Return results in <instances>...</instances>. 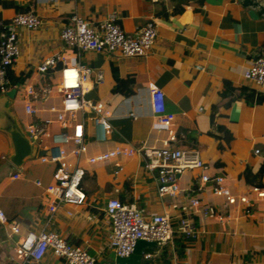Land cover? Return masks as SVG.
Here are the masks:
<instances>
[{
	"label": "crops",
	"instance_id": "1",
	"mask_svg": "<svg viewBox=\"0 0 264 264\" xmlns=\"http://www.w3.org/2000/svg\"><path fill=\"white\" fill-rule=\"evenodd\" d=\"M28 7L41 23L34 29L17 27L19 55L10 70L22 84L54 78L53 71L41 74L36 65L61 50L58 32L74 11L91 21L113 17L125 32L134 31L149 18L155 23L156 34L145 55L80 54V62L92 72L102 71V79L85 95L104 103L112 126L108 139L94 142L93 128L85 121L87 154L117 142L159 143L163 133L149 128L147 83L151 81L161 89L165 109L173 113L178 143L195 148L206 164L205 172L222 175L232 194L253 196L242 172L245 167L255 169L264 160V88L242 73L252 57L264 50V17L252 16L238 0H0V30L15 11ZM56 99L53 93L37 97L33 103L41 109L39 114H46V106ZM12 104L22 125L29 115L22 109L19 93H14ZM6 150L7 142L0 132V210L7 221L18 223L20 234L47 228L102 258L109 251L110 225L102 209L107 197L133 201L147 214L165 213L172 221L180 212L170 205V198L157 196L154 172L143 166L138 155L115 156L92 164L83 156L79 162L89 169L80 183L84 201L61 203L47 219L44 187L51 181L55 164L33 158L14 167ZM199 173V168L184 169L178 183L211 204L220 218L196 213L195 231L191 235L173 232L171 243L154 251L148 263L263 264L264 202L226 203L223 196L212 192L210 180L199 179ZM261 183L264 187V169ZM12 238L8 224L0 223V264H17ZM64 263L47 251L36 264Z\"/></svg>",
	"mask_w": 264,
	"mask_h": 264
},
{
	"label": "built area",
	"instance_id": "2",
	"mask_svg": "<svg viewBox=\"0 0 264 264\" xmlns=\"http://www.w3.org/2000/svg\"><path fill=\"white\" fill-rule=\"evenodd\" d=\"M40 23L37 13L28 7L15 11L10 20L1 25L0 92L15 85V94L19 93L22 109L29 115V119L22 122L25 133L37 146L48 149L47 153L35 159L55 164L51 171V181L44 187L47 219L61 203L80 204L84 201L85 193L80 183L89 169L79 162L83 156L86 163L92 164L115 156L138 155L143 166L154 172L157 196H167L171 199L170 205L180 210L172 221L165 213L147 214L133 201L107 197L102 206L110 225L106 247L117 256L128 255L137 239L154 241L152 248L157 252L163 245L171 243L173 232L191 235L195 231L196 213L220 218L211 204L204 203L191 190L180 187L178 179L184 169L199 168V179L210 180L212 192L223 196L226 203L238 201L249 205L251 201L264 202L263 186L250 185L248 190L253 194L251 198L247 193L234 195L224 185L222 175L205 172L206 164L198 156L197 150L178 143L180 136L172 127L173 113L165 109L163 93L151 81L147 83L151 111L149 128L163 133L159 143H148V140L139 145L117 142L110 148L87 154L85 121H89L93 128L94 142L108 139L112 126L104 103L85 95L94 83L102 79V71L97 69L92 72L80 62V54L83 51H95L117 56L145 55L156 34L155 23L151 18L134 31L125 32L113 17L91 21L83 19L74 11L58 32L61 50L45 57L36 65V70L41 74L53 71L54 78L47 77L41 83L13 84L7 68L19 55L17 27L34 29ZM242 75L258 87L264 88V50L252 57ZM53 93L57 94V99L46 106L48 113L39 114L41 109L34 105V99L41 96L45 98ZM127 114L135 117L133 111H128ZM253 151L260 154L258 148ZM177 196L182 200L179 201ZM0 223L8 224V235L13 237L12 253L17 264H36L47 251L67 264H94L101 258V254H90L84 245L71 244L47 228L27 230L20 234L18 223L7 221L1 210ZM16 234L20 235L14 237ZM152 254L147 250L142 256L148 258Z\"/></svg>",
	"mask_w": 264,
	"mask_h": 264
},
{
	"label": "water",
	"instance_id": "3",
	"mask_svg": "<svg viewBox=\"0 0 264 264\" xmlns=\"http://www.w3.org/2000/svg\"><path fill=\"white\" fill-rule=\"evenodd\" d=\"M247 7L252 16L264 17V0H238ZM15 85L0 92V132L7 142L6 158L14 166L20 167L25 160L33 159L48 152L46 147H40L25 133L21 122L13 108L12 100ZM152 240L137 239L133 249L126 256L114 255L112 251L103 254L98 264H146L149 258L142 256L143 248H152Z\"/></svg>",
	"mask_w": 264,
	"mask_h": 264
},
{
	"label": "trees",
	"instance_id": "4",
	"mask_svg": "<svg viewBox=\"0 0 264 264\" xmlns=\"http://www.w3.org/2000/svg\"><path fill=\"white\" fill-rule=\"evenodd\" d=\"M7 73H8L10 80L13 84L19 82V78L17 76L15 77L13 75V73L10 70V67L7 68ZM263 169H264V160H262L260 162V164L255 169H252L250 167H245L243 169V172H242L243 180L245 181V183H247L249 185L263 186L261 183V174L263 172ZM149 249L150 248H145L144 250L147 251ZM179 251L180 250H178V252Z\"/></svg>",
	"mask_w": 264,
	"mask_h": 264
},
{
	"label": "rangeland",
	"instance_id": "5",
	"mask_svg": "<svg viewBox=\"0 0 264 264\" xmlns=\"http://www.w3.org/2000/svg\"><path fill=\"white\" fill-rule=\"evenodd\" d=\"M106 54V53H105ZM108 55H112L111 53H107ZM98 172H99V170H97ZM120 175V174H119ZM150 253H153L154 252V248H150L149 250H148ZM149 258V257H148ZM60 260H62L61 258H59ZM99 263V261H96L94 264H98ZM65 264V263H64ZM264 264V263H263Z\"/></svg>",
	"mask_w": 264,
	"mask_h": 264
}]
</instances>
